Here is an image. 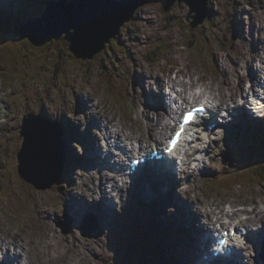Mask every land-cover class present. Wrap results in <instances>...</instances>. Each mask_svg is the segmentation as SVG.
Returning <instances> with one entry per match:
<instances>
[{"label": "rangeland", "instance_id": "374dc122", "mask_svg": "<svg viewBox=\"0 0 264 264\" xmlns=\"http://www.w3.org/2000/svg\"><path fill=\"white\" fill-rule=\"evenodd\" d=\"M5 3L6 6H0L1 17H6L15 11L14 6L9 5V2ZM167 4L165 0H148V3L137 11L136 16L124 24L117 38L111 39L93 59L76 58L70 51L69 42L64 38L43 46H36L28 38H22L19 35L9 38L0 37V43L5 44L6 48L12 51L10 55L0 50L1 65L5 66L4 69L0 67V104H4L3 110L0 108V261L7 264L6 258H13L14 248H17V245L13 244L14 239L22 242L28 235L26 246L29 252H23L25 257L28 255L31 264H162V260L167 262L168 254H170L167 251L169 247L167 238H162L159 244L156 240L157 236L149 237L148 246L155 248L153 250L148 247V251L140 256L132 255L127 248L131 245L134 236L130 226L133 224L140 226L145 216H147L145 226L149 227L153 224L155 219L148 212L152 208L147 207L143 209V212L137 211L134 219H131V224L127 225L122 220H124L123 211L126 208L144 201L146 204H155L157 210L154 215L158 217L160 227L164 228L170 218L174 217L178 220L177 208L172 207L174 211L170 210L171 198L158 193L156 200H148L146 192L149 189L140 185L143 183L142 176L134 185L128 186L121 195L116 194V185L109 186L112 193L110 196L118 198L120 205H117L118 208L108 215L110 213L107 211V202L105 204V199L102 197L104 193L101 192V182L97 180L100 174L94 169L97 164L91 158L93 155L91 148L100 141L105 143V138L113 130H120L124 136L131 135L141 139L136 137L140 136L137 133L136 118L137 113L144 107L139 104L141 95L136 94L134 90L141 94H146V90H150L149 92L153 91L157 96L161 93V91L157 93L154 78L145 83V81L141 82L140 76H137L139 72L148 76L151 67L157 72L161 71L160 74L165 79L175 76L177 70L181 69L186 73L191 72L190 74L199 83L208 81L220 83L225 74L230 73L235 67L242 66L244 61H248L250 66L244 67L245 74L242 79L238 75L230 77L238 82L236 89L243 87L244 90L248 89L251 73L257 67L259 58H263L261 55L264 54V0H208L207 8H210L212 13L197 26L198 28L191 27L197 16L195 13L197 11H194L193 7L191 8L193 13H191L187 4L176 2L167 11L165 8ZM232 13H238L237 27L233 25ZM17 26L21 27L20 23ZM207 40L210 41L208 45L214 52L212 55L204 46ZM37 41L41 42V40ZM155 52H163L165 54L163 57L167 56V62L161 58L155 60ZM137 53V59L134 56L132 58V54ZM7 55L12 58L15 56L16 68L8 67L11 62ZM32 55H39V61L36 56L31 60ZM143 64L147 70L141 68ZM208 68L212 71H208ZM246 74L247 77L243 80ZM239 80L243 81V87L239 86ZM3 85H6L4 89L7 95L1 92ZM24 87L28 89L27 91L32 90L34 96L31 97L30 93H25ZM217 93L218 91H215L212 95L211 91L205 90L206 95L214 96ZM79 95L84 99L86 96L91 97L87 102L88 107L84 105L86 103L84 99L81 102ZM6 96L7 99L4 100ZM26 96L29 97L28 100ZM149 98V96L146 97V99ZM238 98L237 94V100ZM44 100H48L51 103L50 108L53 109H48L52 111L53 118L44 115L46 118L51 120H55L56 116L60 120H63L64 116L67 118L69 129L67 127L62 138L64 146L70 153H67L68 162L71 159L75 165L64 172L58 186L47 190H37L34 186L25 183L19 175L17 155L23 142L20 135L23 119L32 112L34 107L41 108L44 112L42 107ZM222 102L225 103V100ZM9 108L16 109L14 111L16 114H10ZM232 118L221 127L222 135L219 133L216 137L208 139L205 144L206 150L202 153L200 150V154L195 156L204 160L198 161L197 164L193 161L183 174L178 175L179 182L172 188H165L164 191L169 193L170 197L175 195L174 202L178 204V210L181 213L189 214L180 207L185 200L191 201L188 207L205 204L207 208H211L219 195L225 201L234 198L239 202L254 194L259 197L258 199L264 198V194H258L260 191L257 188L253 190L250 187H241L227 192L216 187V179L213 178L212 171H229L232 168L231 164L238 159L237 150L241 144L242 135L249 130L248 127L242 128L240 124L242 118L238 120L235 115ZM260 119L264 120V117ZM236 132H240L237 135L238 138L230 137ZM69 137L75 139L71 140ZM229 157L232 158L230 162ZM111 173L113 172L110 171L105 182L109 181ZM94 180L98 184L94 185ZM189 187H191L190 190ZM81 194H84V199L80 198ZM230 195L233 197H227ZM71 199L78 202L76 208H68ZM100 203H102L101 208L98 207ZM95 206L105 214L98 216ZM79 208L83 211L80 216L76 213ZM85 209H87L86 212ZM178 217L184 221L186 219V215ZM86 220L88 221L85 222ZM202 220H204L203 215ZM63 223L70 225L68 233L71 236L64 233ZM86 226L92 229L89 230L90 234H86L84 230ZM51 234L58 243L49 245ZM195 234L196 231L193 229L191 237L188 238L190 254L194 252L191 238H194ZM78 240L83 244L82 251L75 246V243L80 244ZM5 242L13 245L11 251L6 248L9 254L7 257H3L5 250L1 249V245ZM158 245L162 255L159 254L156 261L152 258L150 249L152 252H157ZM176 245L178 246V243ZM176 250L179 251V249ZM75 251H79L85 260L80 258L78 261L79 258L74 256ZM53 255L59 258H52ZM184 256H187V253ZM181 261L190 264L192 259L189 261L181 258ZM22 262L25 261L19 263L22 264Z\"/></svg>", "mask_w": 264, "mask_h": 264}, {"label": "bare ground", "instance_id": "6f19581e", "mask_svg": "<svg viewBox=\"0 0 264 264\" xmlns=\"http://www.w3.org/2000/svg\"><path fill=\"white\" fill-rule=\"evenodd\" d=\"M131 3L134 5L133 1H131ZM2 5L5 4L4 3H0ZM90 4H88L87 6H89ZM101 6V4H100ZM234 9V8H233ZM205 12V11H204ZM235 12V11H234ZM10 13V12H9ZM223 13V12H222ZM233 14V13H232ZM231 15V14H230ZM7 17H10V15L8 14L6 17L4 16V18H7ZM231 17V16H230ZM229 17V18H230ZM242 17V16H241ZM27 18V16H26ZM249 21V20H248ZM181 23V22H180ZM230 23V22H229ZM245 23V22H244ZM248 24V23H247ZM257 24V23H256ZM232 24H230L231 26ZM6 28H8L6 26ZM198 28V27H197ZM229 28V27H228ZM257 29V28H256ZM251 30V29H250ZM201 31V30H200ZM262 31V30H261ZM264 31V30H263ZM195 31H193L194 33ZM198 32V31H196ZM47 34V32H45ZM192 33V35H193ZM264 33V32H263ZM205 34V33H204ZM190 35V34H189ZM39 37V36H38ZM259 37V36H258ZM42 40L44 41H47V43H52L55 42L56 40H59V37L58 36H53V35H49L47 34L46 36H44L42 38ZM65 41V40H64ZM46 43V44H47ZM103 44H107L109 43V41H105L103 40L102 42ZM69 44V43H68ZM13 45V44H12ZM60 46V45H59ZM96 46V45H95ZM53 47V46H52ZM57 48V47H56ZM1 51L3 52H7L8 54L11 53V51H7V49H1ZM58 51V50H57ZM41 52V51H40ZM44 52V51H43ZM100 51L96 52V53H99ZM29 53V52H28ZM42 53V52H41ZM46 54V53H45ZM43 55V53H42ZM47 55V54H46ZM58 55V54H57ZM137 54H132V58L134 56L135 59H137ZM253 55V53H252ZM44 56V55H43ZM161 55L157 54L156 55V58H160ZM165 56V55H164ZM255 56V55H254ZM258 56V55H257ZM264 59V54L261 55ZM167 57V56H166ZM42 58V57H41ZM54 58V57H53ZM3 58L1 57V60ZM40 59V58H39ZM10 60H13L12 57H10ZM60 61V60H59ZM136 62V60H135ZM58 63V62H57ZM61 63V62H60ZM252 63V62H251ZM2 62L0 61V67H2L3 69L5 68V66L3 67V65H1ZM188 64V62H187ZM97 65V64H96ZM123 65V64H122ZM242 66H239V67H235V69L231 70L230 73H227L223 76V79L220 83H214L212 81H208V82H202V83H199L197 81V79L194 78L193 75H191L190 73H186L184 71H182L181 69L178 70V72H176V75L175 76H170V82L167 81V79H165L161 74L160 72H157L155 70V68L151 67L152 69H150L149 73H148V76L146 74H141L140 72L137 74V76H140L139 79L141 80V82H144L146 83L147 80H151V78H154L155 80V83L157 84V93L161 91V94L160 96H157L154 94V92H149L150 90H146V94H141L139 91L137 90H134L136 92V94L138 95H141L140 98H139V104L142 105L144 108L142 111L138 112L137 113V118H136V122L138 124V127H137V133L140 135L141 139H147L149 140L152 139V140H157L158 137H165V134H167L168 130L170 129V124L171 122L169 123V119L170 118H173L176 114V111H169L168 109H161L160 108V105L162 107H165L166 106V101L164 100V98H166V100L168 101V92L166 91V83L165 81H167V84L169 85L170 88H175L176 86H181L183 87L184 89H181L180 91V94L181 95H185L186 93H189V91L192 89L193 91L194 90H197L194 95H192L193 97H197V94L199 92L198 89L201 90V92L199 93L198 96H204L205 95V90H209L212 92V95L215 91H218L217 94H215L214 96L211 95V97L213 98V100L216 102L215 106L217 108H220L221 110L223 109V111H226L229 109V107H226L224 105V102H222V100H225L226 103H229L230 101L231 102H236L237 101V94L239 97L241 96H244L243 94V89L239 88V89H236L237 88V84L238 82H235V79H231L230 77L234 75H238L240 77V79H242V76L245 74V72L243 71L245 68L244 67H247V66H250V62H246L244 61L243 64H241ZM15 64L13 62H11L10 65H8L9 68H14ZM143 67H141L142 69L144 70H147L146 66H144V64L142 65ZM189 66V65H188ZM11 68V69H12ZM16 68V67H15ZM154 70V71H153ZM180 71V73H179ZM249 71V70H248ZM23 73V72H22ZM140 74V75H139ZM173 77H176L173 78ZM247 77V74L245 75V77H243V80ZM3 78V77H2ZM54 78V77H53ZM201 78V77H200ZM165 80V81H164ZM234 80V81H233ZM150 83V82H149ZM24 84V82H23ZM68 84V83H67ZM6 86V85H5ZM5 86L3 85L1 88V92L4 93V95H7L6 91H5ZM239 86L243 87V81L242 80H239ZM150 87V86H149ZM244 88V87H243ZM25 89V87H24ZM151 89V88H150ZM205 89V90H204ZM32 91V90H31ZM35 91V90H34ZM240 91V92H239ZM191 92V91H190ZM239 92V93H238ZM117 93V92H116ZM130 93V92H129ZM134 94V93H133ZM80 95H83V93H80ZM79 95V99L81 100V102L83 101V97L81 96L80 97ZM145 98H144V96ZM180 95V98H182V96ZM187 95V94H186ZM126 96V95H125ZM149 96L150 98L149 99H146V97ZM154 96H157V97H154ZM191 96V97H192ZM2 98H3V95H2ZM6 100L7 99V96L4 97ZM86 99H84L86 101V103H82L84 104L86 107H88V99H91L90 96H86L85 97ZM129 99V98H128ZM191 99V98H188V100ZM195 99V98H194ZM2 102H4L3 100H1ZM106 101V100H105ZM155 102L157 104H155ZM5 103V102H4ZM225 103V104H226ZM8 104V103H6ZM51 103H49V101L47 100H44L42 101V107L44 109V112L41 111V108L40 109H36L34 107V109L32 110V112H30L29 114H27L25 117L27 118V120H31L33 117H39V116H42L45 118L44 115H47L48 117H51L53 118V116H51V112L52 111H48V109H51L53 110L50 105ZM10 106V105H9ZM248 106V105H247ZM77 107V106H76ZM79 107V106H78ZM100 107V106H99ZM103 107V106H102ZM33 108V107H32ZM90 108V107H89ZM235 109H238L240 107L236 106L234 107ZM10 109V108H9ZM74 109V108H72ZM10 114H16L14 111L16 109H10ZM80 110V109H79ZM93 110V109H92ZM20 111V110H19ZM92 112V111H91ZM94 112V111H93ZM126 112V111H125ZM61 113V112H60ZM103 113V112H102ZM1 114V112H0ZM55 114H58L55 112ZM99 114V113H98ZM107 114V113H106ZM88 116V115H87ZM105 116V115H104ZM55 117V116H54ZM92 117V116H91ZM212 117V116H211ZM223 117V116H222ZM58 119V116H56V119ZM88 119V118H87ZM93 119V118H92ZM97 118H95L96 120ZM104 119V118H103ZM225 119V118H224ZM220 120H222V118H220ZM86 121V120H85ZM108 121V120H107ZM65 123L64 127H65V130L67 131V127H69V124L67 123V121H63ZM15 125V124H14ZM68 125V126H67ZM91 126V125H90ZM93 126V125H92ZM106 128V127H105ZM204 128V129H203ZM217 128V127H216ZM84 129V127L82 128ZM201 130L208 132L209 134L214 132L216 129H213V130H210L207 126L205 128V125L202 124ZM102 130V129H101ZM202 131V132H203ZM220 134L222 135V130H220ZM73 133V132H72ZM121 132L119 131H113V134H114V137L118 140V136L120 135ZM233 133V132H232ZM76 134V133H75ZM74 134V135H75ZM238 134V133H237ZM198 136V135H197ZM237 137V136H236ZM238 138V137H237ZM75 139V138H74ZM201 138L198 137L197 138V142H198V146H197V150H200L202 149L203 147L200 146V144H202ZM203 139V138H202ZM76 141V140H75ZM203 141H205L203 139ZM61 142L64 143V140L61 139ZM75 145V144H74ZM73 145V146H74ZM81 145V143H80ZM84 145V144H83ZM142 145V144H141ZM143 146V145H142ZM145 147V146H144ZM85 148V147H84ZM205 148V147H204ZM65 150L67 151V153H69V151L67 150V148L65 147ZM87 151V150H86ZM96 151H97V148L96 146L92 147L91 148V153H93V155L95 156L96 155ZM104 151H107V149H105ZM215 151V150H214ZM98 152V151H97ZM108 152V151H107ZM210 153V152H209ZM70 154V153H69ZM74 154V153H73ZM235 155V154H234ZM93 156V157H94ZM110 156H111V153L105 157L104 155L102 156L101 154V163L104 165V167H109V168H115L117 165H115V163L111 164V162L109 161L110 159ZM89 157V156H88ZM100 159V157H98ZM191 160V161H190ZM222 160V159H221ZM194 160L193 159H188V160H184V161H181L182 163V168H180V171H186L187 167L189 166V164H191ZM77 162V161H76ZM184 162V163H183ZM82 165V164H81ZM20 166L19 165V169H20ZM178 167L180 166H175L172 168L171 171L169 172H166L164 173V171L160 168H158V171L156 172L155 170H153L151 168V173H148L146 170H142V172H146L147 176H146V180L147 181H150V182H145L143 181L142 184V187L146 186L147 189H149L150 187L153 189V191H157L160 194H165L167 197L171 198L170 200L172 201L171 202V210L174 211V209H172V207H174L175 209L177 208L176 210V215H177V218L178 220L176 221L175 218H170V221L171 223L173 224V226L175 227L174 228V235L172 237V239L170 240L168 234L166 233L165 237L167 238L166 241L169 242V246L171 245L172 241H174V239H176V236H177V233H178V230L181 229L183 230V236L186 237V238H189L191 237L192 235V230L194 229L196 231V234L194 236V238H191V241H192V246H197L199 245V247L201 246L200 244H202V249H207L208 248V245L210 244V238L211 236L209 235V231H208V228L207 226H205L204 224L207 223V224H215V223H222V224H228V223H232L233 226H245V221L248 223V222H251L252 220H254V217L251 216V215H256L258 218V220H260L261 222L264 220V219H260V217H264V199L260 200V199H256L258 200L259 202L256 203L257 206H253V210H249L247 207H237L235 208V206H238L237 205V202L236 200L234 199H231L230 200V207L228 208L225 201L222 203V199H217L213 204V208L212 209H207L205 204H202L201 206H195V207H188V204H190V200L187 201L185 200L184 201V204L181 205L180 207H183L187 213L189 212V214H183L181 213L180 210H178V204L176 202H174L175 200V195H172L170 197L169 193H167L165 190V188H172L175 183L179 182V178L180 176H178V174L180 173L178 171ZM232 167H234V165H232ZM226 171V170H225ZM179 172V173H178ZM253 172V171H252ZM64 175V174H63ZM103 175L106 176V173L103 172ZM184 179V178H183ZM94 183V182H93ZM101 183H104V182H101ZM75 185V184H74ZM95 185V184H94ZM93 185V186H94ZM224 185V183H220L218 185V187L220 189H222V186ZM164 187V188H161ZM159 187V188H158ZM188 189V188H187ZM191 189V187H189V190ZM169 190V189H168ZM252 190V189H251ZM174 191V190H173ZM182 192V191H181ZM156 193V194H158ZM172 194V193H170ZM254 194V193H253ZM260 195V194H259ZM103 196V195H102ZM156 196V195H155ZM193 196V194L191 195ZM197 198H199L198 195H196ZM221 195H219L220 197ZM101 197V196H100ZM251 197V196H250ZM80 198L81 199H84V194H81L80 195ZM222 198V197H221ZM259 198V197H258ZM118 199V198H117ZM250 201L253 200L252 199H249ZM137 201V200H136ZM159 201V200H158ZM181 201V200H180ZM179 201V202H180ZM246 203L249 204L248 202V199L245 200ZM254 202V200H253ZM182 203V202H181ZM77 204L78 202L76 203V201L72 200L70 201V204L68 205V208L69 209H72V208H76L77 207ZM101 204H99L98 207L101 208ZM120 204V203H119ZM137 204V203H136ZM196 204V203H195ZM71 205V206H70ZM97 207V206H95ZM114 202L113 200H110L109 202V212L110 214L108 215H111V212L113 213V210H114ZM21 209V208H20ZM53 210H55V208H53ZM94 210V209H93ZM166 210V209H165ZM168 213V211H166ZM77 215L80 216L83 214V211L79 208V210H77ZM247 213L250 214V216H247ZM105 213L100 209V210H97V215L100 216V215H104ZM162 214H166V213H162ZM171 214V213H170ZM186 215V219L185 221L183 220V222L181 223L180 220L182 218L178 217V216H184ZM202 215L203 217L205 218V220H202ZM55 216V215H54ZM247 217L246 220L244 221V217ZM101 217V216H100ZM227 218L229 221H225L224 218ZM66 218V217H65ZM41 219V218H39ZM49 220V219H48ZM55 220V219H54ZM238 220V221H237ZM45 221V220H44ZM109 221V220H108ZM86 222V221H85ZM179 222V226L177 228V223ZM40 224V223H38ZM41 226V224H40ZM172 226V228H173ZM223 226V225H222ZM261 229H264V223L261 225V228L258 229V230H261ZM31 234V233H30ZM70 235V233H68ZM85 234V233H84ZM259 234L261 235V237H263V243H264V234L262 235V232H259ZM76 235V234H75ZM15 236V235H14ZM30 236V235H29ZM71 236V235H70ZM51 240L49 242V245L54 243H58V240L51 234L50 236ZM67 237V236H66ZM204 237V238H203ZM21 238H22V235H21ZM28 238V235H26V239L23 238L22 242H19L17 239L13 242L17 245V248L15 247V253L12 254V256L14 255L13 258H10V257H7V264H20L19 262L21 261H26V264H31L30 261H29V257L28 255L25 257L24 256V252L28 253V248H27V239ZM34 238V237H33ZM34 240V239H33ZM65 242V241H64ZM78 243H75V246L78 247L81 251L83 250V244L81 241L78 240ZM14 244V245H15ZM2 247L4 246H7L9 248H12L11 246L13 245H9L8 243L6 244H2L1 245ZM82 246V247H81ZM50 247V246H49ZM171 247H173L172 249H174V245H171ZM51 248V247H50ZM252 249V247H249V249ZM181 251H183V254L185 255L187 253V256H184L182 253H178V252H171L169 251V247L167 249V251L170 252L169 255V259L166 261L162 260V264H185L183 263L179 258H186L187 260H191L193 257H195V253L198 251V253H201V254H204L203 251L199 250L197 248V251L194 253L192 252L191 254L188 253L189 251L187 250H183V248H180ZM238 250H240L238 248ZM241 250H243L241 248ZM11 251V250H9ZM24 251V252H23ZM42 251V249H41ZM69 251V250H67ZM185 252V253H184ZM25 253V254H26ZM82 253V252H81ZM194 253V254H193ZM242 254V251H240V254L238 253L237 256L239 258V256ZM75 257H78L80 261V258H83V260H85V257L82 256V254L79 253V251H75V254H74ZM181 256H184V257H181ZM49 258V257H48ZM52 258H59L58 256L56 255H53ZM70 259H73L71 257H69ZM197 259H198V262H200L202 259L200 256H197ZM50 260V259H49ZM246 260L248 262H257V263H260V264H263V261L261 259H258V257L256 256V253L253 255V251L251 252V256H247ZM0 264H5L3 261H0ZM190 264H193V263H190ZM205 264V262L203 263ZM252 264V263H251Z\"/></svg>", "mask_w": 264, "mask_h": 264}, {"label": "water", "instance_id": "95a60500", "mask_svg": "<svg viewBox=\"0 0 264 264\" xmlns=\"http://www.w3.org/2000/svg\"><path fill=\"white\" fill-rule=\"evenodd\" d=\"M181 1H187L201 16L206 11V0ZM135 8L132 6L127 12L124 2L111 0L89 6L55 4L44 17L27 26L23 34L34 41L47 34L58 37L66 34L71 41L72 51L78 56L92 57L103 49V40L109 41L116 36ZM23 128L26 139L20 153L21 174L40 188L50 187L57 182L64 169L63 131L56 123L46 122L40 117H33L29 121L26 118Z\"/></svg>", "mask_w": 264, "mask_h": 264}, {"label": "snow or ice", "instance_id": "6c2138e0", "mask_svg": "<svg viewBox=\"0 0 264 264\" xmlns=\"http://www.w3.org/2000/svg\"><path fill=\"white\" fill-rule=\"evenodd\" d=\"M203 111H205V109L203 108V106H201L199 108H194L192 111L181 113L182 122L179 125V131L175 132V138H170V142L173 146L178 142L179 136L183 133L185 124L190 123L194 120V113ZM84 211L86 212L87 209H85Z\"/></svg>", "mask_w": 264, "mask_h": 264}, {"label": "trees", "instance_id": "16d2710c", "mask_svg": "<svg viewBox=\"0 0 264 264\" xmlns=\"http://www.w3.org/2000/svg\"><path fill=\"white\" fill-rule=\"evenodd\" d=\"M7 51H10V50L7 49ZM254 162H255V165L250 172V177L264 175V163H263L264 162V154L261 153L260 155H257Z\"/></svg>", "mask_w": 264, "mask_h": 264}, {"label": "clouds", "instance_id": "9594fccd", "mask_svg": "<svg viewBox=\"0 0 264 264\" xmlns=\"http://www.w3.org/2000/svg\"><path fill=\"white\" fill-rule=\"evenodd\" d=\"M97 199H98V197H97ZM249 227H251L252 229H260L261 225L259 223H253V224L249 225ZM241 243H242V241H241ZM22 264H26V261L22 262Z\"/></svg>", "mask_w": 264, "mask_h": 264}]
</instances>
